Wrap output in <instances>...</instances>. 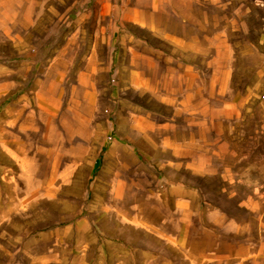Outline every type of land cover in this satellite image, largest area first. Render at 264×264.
Segmentation results:
<instances>
[{"label": "rangeland", "instance_id": "374dc122", "mask_svg": "<svg viewBox=\"0 0 264 264\" xmlns=\"http://www.w3.org/2000/svg\"><path fill=\"white\" fill-rule=\"evenodd\" d=\"M0 264H264V0H0Z\"/></svg>", "mask_w": 264, "mask_h": 264}, {"label": "crops", "instance_id": "0c3cea01", "mask_svg": "<svg viewBox=\"0 0 264 264\" xmlns=\"http://www.w3.org/2000/svg\"><path fill=\"white\" fill-rule=\"evenodd\" d=\"M133 12H134V10L127 11V12H126V13L128 14L127 17H128V18H133V17H134V16H133ZM181 18H184V17H181Z\"/></svg>", "mask_w": 264, "mask_h": 264}]
</instances>
